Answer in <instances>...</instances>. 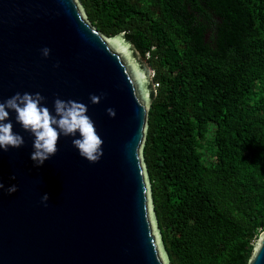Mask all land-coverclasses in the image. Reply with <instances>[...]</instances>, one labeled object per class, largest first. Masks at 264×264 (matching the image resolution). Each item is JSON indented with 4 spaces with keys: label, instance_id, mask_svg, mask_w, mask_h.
<instances>
[{
    "label": "water",
    "instance_id": "water-1",
    "mask_svg": "<svg viewBox=\"0 0 264 264\" xmlns=\"http://www.w3.org/2000/svg\"><path fill=\"white\" fill-rule=\"evenodd\" d=\"M151 75L124 32L101 33L80 0H0V101L40 92L53 113L57 97L83 102L103 139L100 159L89 161L60 135L36 165L33 135L9 110L24 143L0 149V181L17 185L0 189V264H172L143 154ZM247 264H264V229Z\"/></svg>",
    "mask_w": 264,
    "mask_h": 264
},
{
    "label": "trees",
    "instance_id": "trees-1",
    "mask_svg": "<svg viewBox=\"0 0 264 264\" xmlns=\"http://www.w3.org/2000/svg\"><path fill=\"white\" fill-rule=\"evenodd\" d=\"M156 88L143 149L172 264H247L264 229V0H80Z\"/></svg>",
    "mask_w": 264,
    "mask_h": 264
},
{
    "label": "clouds",
    "instance_id": "clouds-1",
    "mask_svg": "<svg viewBox=\"0 0 264 264\" xmlns=\"http://www.w3.org/2000/svg\"><path fill=\"white\" fill-rule=\"evenodd\" d=\"M44 56H48L50 48L41 49ZM93 103L100 100V96L90 93ZM45 97L40 92H16L0 101V149L8 150L9 146L19 147L24 143V137L13 131V122L9 119L10 111L15 112V120L33 135V151L30 158L36 165L44 161L57 151V141L60 135L72 136V144L79 154L89 161L100 159L103 154V139L96 131L95 123L87 113V105L76 100H64L57 97L54 101V113L46 104ZM109 115H115V109L107 108ZM17 185L11 184L5 189L0 181V189L7 192L16 190ZM49 194L45 192L41 200L47 201Z\"/></svg>",
    "mask_w": 264,
    "mask_h": 264
},
{
    "label": "built area",
    "instance_id": "built-area-1",
    "mask_svg": "<svg viewBox=\"0 0 264 264\" xmlns=\"http://www.w3.org/2000/svg\"><path fill=\"white\" fill-rule=\"evenodd\" d=\"M155 86H156V84H155Z\"/></svg>",
    "mask_w": 264,
    "mask_h": 264
}]
</instances>
